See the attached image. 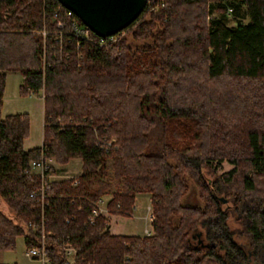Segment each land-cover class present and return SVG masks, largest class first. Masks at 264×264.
<instances>
[{
    "label": "trees",
    "instance_id": "1",
    "mask_svg": "<svg viewBox=\"0 0 264 264\" xmlns=\"http://www.w3.org/2000/svg\"><path fill=\"white\" fill-rule=\"evenodd\" d=\"M58 8L0 0V252L20 236L35 245L29 225L43 219L55 264H264V0H151L103 47L72 35L83 24L55 20ZM7 73L21 75V97L42 92L39 147L24 148L27 113L1 116ZM41 159L81 170L24 172ZM42 186L41 204L30 194ZM189 189L197 203L186 205ZM140 193L149 235L89 219L106 195L111 214L130 216Z\"/></svg>",
    "mask_w": 264,
    "mask_h": 264
},
{
    "label": "rangeland",
    "instance_id": "2",
    "mask_svg": "<svg viewBox=\"0 0 264 264\" xmlns=\"http://www.w3.org/2000/svg\"><path fill=\"white\" fill-rule=\"evenodd\" d=\"M229 24L232 25L233 21L230 20ZM125 32H121L120 36H124ZM144 45L145 44L139 43L138 46L142 47ZM21 83L22 77L19 73H7L1 116L4 118L6 115L15 113H27L29 115L30 133L24 140V148L28 149L39 146L42 142L43 100L41 97L42 92L27 97H21L19 95V86ZM51 164L54 167V173L50 174V180H61L70 177L74 178L81 170L80 159H73L62 166L57 165L54 161H52ZM230 168L231 166L228 163L224 162L222 164L223 171H227ZM116 186L118 187L117 184H114L113 190L116 189ZM109 199L110 195H106L101 199L100 210L101 215L107 218L108 223L110 222V231L112 234L129 236H144L150 234V223L153 219V214L150 203L151 196L149 193H140L136 195L133 212L127 217L111 214L106 207V203ZM182 201L186 205L197 203V195L195 191L189 189ZM0 209L6 214H9L6 204L1 199ZM229 225L231 229L238 230L237 223H234L232 220L229 221ZM25 249L26 246L23 236H20L16 240V247L14 250L0 252V264H32L24 255ZM68 255L69 261L72 263L73 255Z\"/></svg>",
    "mask_w": 264,
    "mask_h": 264
},
{
    "label": "water",
    "instance_id": "3",
    "mask_svg": "<svg viewBox=\"0 0 264 264\" xmlns=\"http://www.w3.org/2000/svg\"><path fill=\"white\" fill-rule=\"evenodd\" d=\"M56 1L73 13L92 33L102 38L115 35L134 23L141 16L147 2V0Z\"/></svg>",
    "mask_w": 264,
    "mask_h": 264
},
{
    "label": "built area",
    "instance_id": "4",
    "mask_svg": "<svg viewBox=\"0 0 264 264\" xmlns=\"http://www.w3.org/2000/svg\"><path fill=\"white\" fill-rule=\"evenodd\" d=\"M59 4V3H58ZM151 4V0H147L146 5ZM64 12L65 14L71 13L69 10L64 8L62 5L59 4V8L55 11L54 13V18L57 20L58 15L60 12ZM57 27L62 28L63 24L59 21L57 22ZM123 32V31H122ZM72 35H74L77 38L86 40V41H92L90 38V33H92L86 26H78L76 22H72V30L70 32ZM60 34H62L60 32ZM121 34V32L111 35L108 37H98L96 44L98 47H103L106 44L113 43L117 40L118 36ZM95 42V41H94ZM51 165V160L45 161L44 159L38 160V161H32L30 163V168L25 170V173H31L34 171L37 175H39L42 179L45 177H50L49 173V167ZM44 186L39 188L38 191L32 192L30 196L32 197H38L39 202L42 204L44 201ZM39 192V195H37ZM102 200H100L97 204V210L93 211L89 219L93 221L95 217L98 215H101V210H100V205H101ZM29 226H32L35 230H38V240L37 243L31 247H28L24 251L25 257L31 261L32 264H55L53 260L51 259L48 249H47V244H46V237L50 235L49 232L45 231L44 228V221L43 219L41 220L40 224H31ZM75 250L67 245L65 247V255L67 257L68 263H71L68 258V254L74 255Z\"/></svg>",
    "mask_w": 264,
    "mask_h": 264
},
{
    "label": "crops",
    "instance_id": "5",
    "mask_svg": "<svg viewBox=\"0 0 264 264\" xmlns=\"http://www.w3.org/2000/svg\"><path fill=\"white\" fill-rule=\"evenodd\" d=\"M42 97V96H41ZM7 114V113H6ZM16 114V113H15ZM7 116V115H6ZM42 126H43V122H42ZM41 144H42V142H41ZM39 146H41V145H39ZM39 146H36V147H39ZM32 148H34V147H32ZM29 149H31V148H25V150H29ZM52 162V161H51ZM52 165V164H51ZM58 165V164H57ZM59 166H62V165H59ZM64 179V178H63ZM108 227H109V231H110V226H111V224H110V222L108 223ZM111 232V231H110ZM112 233V232H111Z\"/></svg>",
    "mask_w": 264,
    "mask_h": 264
}]
</instances>
